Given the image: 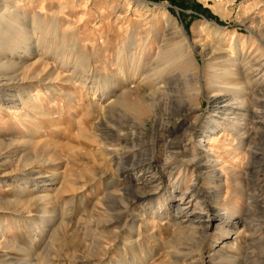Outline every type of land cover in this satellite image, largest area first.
Returning a JSON list of instances; mask_svg holds the SVG:
<instances>
[{"label":"rangeland","instance_id":"1","mask_svg":"<svg viewBox=\"0 0 264 264\" xmlns=\"http://www.w3.org/2000/svg\"><path fill=\"white\" fill-rule=\"evenodd\" d=\"M243 261L264 0H0V264Z\"/></svg>","mask_w":264,"mask_h":264},{"label":"bare ground","instance_id":"2","mask_svg":"<svg viewBox=\"0 0 264 264\" xmlns=\"http://www.w3.org/2000/svg\"><path fill=\"white\" fill-rule=\"evenodd\" d=\"M176 81V80H175ZM216 94V93H215ZM211 97H213V98H211L210 99V102H212V103H215V99H214V96L212 95ZM231 109V108H230ZM229 109V110H230ZM110 135V134H109ZM113 140V139H112ZM207 143V141L206 140H204V139H200L199 140V142H198V144H199V147L201 148V150L202 151H205V149H204V146H203V144H206ZM178 145V144H177ZM174 144L173 143H171L170 144V146H169V148H171V149H173L174 148ZM259 170V169H258ZM152 179V178H151ZM177 210L179 209V207L177 206V208H176ZM226 218L225 216H220V218ZM200 219H198L197 220V223L200 225V226H202V227H208L209 226V220L208 219H206V218H203V217H199ZM232 227V226H231ZM219 228V227H218ZM234 228V227H233ZM228 229H229V227H227V231H228ZM222 230V229H221ZM226 230V229H225ZM231 231L233 232V230H231L230 229V231H229V233H231ZM238 264H245V261H243V262H240V263H238ZM262 264H264V263H262Z\"/></svg>","mask_w":264,"mask_h":264}]
</instances>
